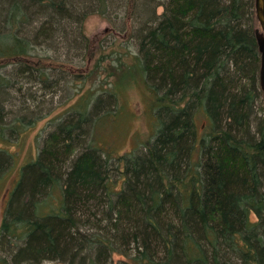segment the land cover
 <instances>
[{
    "label": "trees",
    "instance_id": "obj_1",
    "mask_svg": "<svg viewBox=\"0 0 264 264\" xmlns=\"http://www.w3.org/2000/svg\"><path fill=\"white\" fill-rule=\"evenodd\" d=\"M111 9L137 52L116 57L108 99L79 102L21 168L3 211L0 264H113V254L126 257L119 264H264L256 0H0V140L18 131L5 124L14 77L45 83L47 70H61L34 53L54 27ZM33 23L35 38L22 34ZM119 86L142 87L156 127L132 153L111 155L84 140L99 111L123 110ZM12 158L0 148V180Z\"/></svg>",
    "mask_w": 264,
    "mask_h": 264
},
{
    "label": "rangeland",
    "instance_id": "obj_2",
    "mask_svg": "<svg viewBox=\"0 0 264 264\" xmlns=\"http://www.w3.org/2000/svg\"><path fill=\"white\" fill-rule=\"evenodd\" d=\"M161 1L163 0H154V5L161 4ZM139 3L142 6L146 4V0H139ZM115 10L111 9V16L107 15V18L91 14L82 26L66 25L62 21L58 27H54L58 30L57 36L48 41V46H39L34 52L38 57L54 60L53 67L57 64L62 66L61 70H47L48 82L37 83L31 77L21 80L19 75L14 77L13 87L9 90L11 94H8L10 101L5 103V112L9 114L5 124L8 127L15 123L18 131H7L5 142L0 140V148L8 149L14 156L0 180V226L3 211L20 177L21 168L36 159L45 144H50L47 140L56 132L57 124L70 117L71 109L79 102L95 101L99 97L103 101L107 100L106 92H110L119 83L116 57L129 52L130 55L125 59L128 61L137 52V40L135 37H124L123 16L115 13ZM162 11L163 8L159 7L158 13L161 14ZM136 15L140 16V13ZM144 19L147 20L148 17ZM145 20L142 22L145 23ZM134 23L136 32L139 24L136 19ZM38 27L34 23L25 25L22 34L35 38ZM81 31L89 41L90 52L88 48L82 49ZM104 56L105 59L100 61ZM0 71L3 74L6 70ZM109 72L113 76H109ZM20 87L23 88L22 91L16 93ZM125 88H117L122 98L120 108L123 110H114L107 116L103 112L108 109L99 111V116L103 117L97 121V125L90 126L85 144L93 143L111 155H125L143 146L151 137L156 122L155 117L151 116L153 110L150 99L142 87L131 86L129 90ZM259 106L260 114L264 117V97ZM80 151L81 148H77L72 155L75 156ZM125 260V256L113 254V264ZM42 264L62 263L45 261Z\"/></svg>",
    "mask_w": 264,
    "mask_h": 264
},
{
    "label": "water",
    "instance_id": "obj_3",
    "mask_svg": "<svg viewBox=\"0 0 264 264\" xmlns=\"http://www.w3.org/2000/svg\"><path fill=\"white\" fill-rule=\"evenodd\" d=\"M256 15L261 29L256 35L261 54L260 86L264 97V0H256Z\"/></svg>",
    "mask_w": 264,
    "mask_h": 264
}]
</instances>
